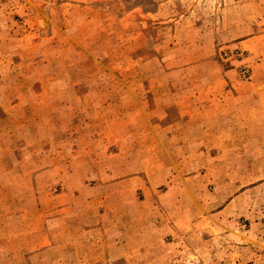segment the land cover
Wrapping results in <instances>:
<instances>
[{
  "label": "rangeland",
  "instance_id": "1",
  "mask_svg": "<svg viewBox=\"0 0 264 264\" xmlns=\"http://www.w3.org/2000/svg\"><path fill=\"white\" fill-rule=\"evenodd\" d=\"M258 30L264 0H0V264H264ZM225 94L250 126L178 150L162 99Z\"/></svg>",
  "mask_w": 264,
  "mask_h": 264
},
{
  "label": "crops",
  "instance_id": "2",
  "mask_svg": "<svg viewBox=\"0 0 264 264\" xmlns=\"http://www.w3.org/2000/svg\"><path fill=\"white\" fill-rule=\"evenodd\" d=\"M232 47L249 55L251 53H264V30L252 33L249 37L232 44ZM257 66L260 68L261 64ZM245 99L248 98H243L240 95L234 98L228 94L220 97L213 95L212 98H163L164 107L174 109L175 121H170L169 129L177 128L176 131L180 136L178 150L187 149V142L183 137L185 135L231 133V129L235 126L234 119L236 117L240 119L237 124L238 127H249L250 118L247 115L250 113V108L244 106ZM257 113L259 114V121L262 119L259 125L264 128V111H254V114ZM162 117H167V112H164Z\"/></svg>",
  "mask_w": 264,
  "mask_h": 264
}]
</instances>
